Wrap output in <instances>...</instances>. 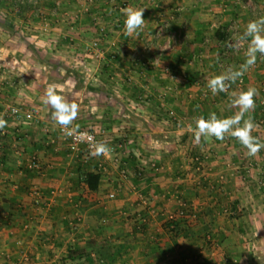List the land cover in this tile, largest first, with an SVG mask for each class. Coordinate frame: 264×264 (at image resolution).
Returning a JSON list of instances; mask_svg holds the SVG:
<instances>
[{
	"label": "crops",
	"instance_id": "1",
	"mask_svg": "<svg viewBox=\"0 0 264 264\" xmlns=\"http://www.w3.org/2000/svg\"><path fill=\"white\" fill-rule=\"evenodd\" d=\"M95 1L90 11L74 15L77 21L73 19L70 26L50 16L56 27L64 28L56 32L55 27L56 34L64 35L60 34L56 43L61 38L73 41V32L78 35L75 44L79 45H67L72 54L68 62L32 57L25 45L0 46V116L8 122L0 131V264L24 257L29 259L27 264H69L70 248L78 240L91 254L88 258L97 251L87 242L104 244L103 264H239L253 224L245 213L256 206L253 200L244 203L243 198L246 193L250 197L251 190L260 193L264 185V149L250 157L231 137L201 146L193 143L196 117H207L211 112L227 117L238 110L229 107L226 93L213 96L207 88V79L229 65L215 55L220 54V48L202 57L198 53L201 44L181 47L183 39L179 40L182 44L175 45L176 51H169L170 37H156V31L170 26L173 36L183 38L189 33L199 41L206 34L213 35L209 30L216 20L223 27L235 20L245 28L253 19L245 11H238L239 1H232L229 11H219L201 7L198 2L206 0H171L168 2H187L185 10L171 14V10L160 9L157 2L162 0H127L131 7L145 8L141 34L127 35L122 11L103 9L106 13H100L101 2H108ZM193 2L198 4L188 7ZM1 3L0 8L6 7ZM144 3L146 6H141ZM4 11L0 12L10 20L1 21V27L13 24L18 28L25 23L20 14ZM32 12L28 18L41 19L37 11ZM104 19L114 20L107 33L99 30L102 23L107 24ZM48 29L52 30L49 24ZM93 40L100 42L101 59L87 50ZM223 41L218 40V44ZM146 42L153 49L145 60L134 58L133 53L140 54ZM28 46L32 51L40 48ZM192 49L193 54L188 55ZM233 53L226 59L238 67L244 61V52ZM155 56H160L161 62L153 69L149 62ZM168 68L178 75L176 79L170 78ZM244 80L242 87L237 82L231 90L253 86L260 93L256 102L264 99V59L258 56ZM49 84H56L67 100L79 104L73 127L104 131L109 143L125 142L118 161L70 149L60 126L51 119L50 106L43 102ZM9 106L32 111L34 120L20 124L7 114ZM258 107L256 104L251 113L257 125ZM252 135L264 141V129L259 126ZM51 139L53 143H49ZM32 158L40 163L39 170L30 167ZM197 162L203 166L201 173ZM152 163L157 165L155 169ZM79 168L102 173L96 193L79 186ZM142 170L145 174L138 175ZM253 186H257L255 191ZM136 188L148 204L139 199ZM111 193H115L114 199H109ZM81 207L86 208L84 213L79 212ZM223 207L239 208L243 216L231 220L221 217L218 210ZM182 209L187 212L177 220L179 231L174 233L168 228L166 216ZM206 226H212V237L218 242L212 239V248L204 249ZM82 261L77 263L85 264Z\"/></svg>",
	"mask_w": 264,
	"mask_h": 264
},
{
	"label": "rangeland",
	"instance_id": "2",
	"mask_svg": "<svg viewBox=\"0 0 264 264\" xmlns=\"http://www.w3.org/2000/svg\"><path fill=\"white\" fill-rule=\"evenodd\" d=\"M2 1H3V3H1ZM44 1H45V3H43ZM55 1L56 0H39L38 4L35 5L32 2L29 3V1H26L24 3H19L16 0H0V3L3 4L4 6H6L4 8H0V11L5 10L4 13L6 11H8L10 13V15H13V14L19 15L20 14L24 18L23 20H25V23L21 22L20 24H23V25L19 26L18 28H14L13 24L6 25L8 28L7 27H1V25H0V46H3V45H25L24 46V47H26L25 51L30 56H32V57L34 56V57H37L39 59H43L44 61H48V62L52 61L53 63L54 62L57 63V62H61V61L62 62L67 61L68 62L69 59L71 60L72 54H71V52H68L67 51L68 49H66V48H69L68 46L73 45V44L79 45V44H75V38H77L78 35L74 34V32H73L72 35H70L71 37L74 38L73 41L67 42V41H65L66 40L65 38H61L60 42L56 43V41L59 40L58 36L61 33L60 34L55 33V27H56L57 23L55 21L52 22L51 17H50L52 15L51 10L53 9V6L55 5ZM60 1H61L60 2V8H59L60 12H59V14L56 15V17L63 24V26H66V25L70 26V24L72 22V20L69 19L70 15L74 16V14H76V13H78V15H79V13L84 12V9L86 7L90 9V6L93 8L94 5H96V3H94L90 6H88L85 0H82V1H80V0H60ZM166 1L167 2L162 0V2H160V3L157 2V4L161 5L160 9L166 8L167 12L169 10H171L170 11L171 14H173V13L178 14V12H176L178 7H182L181 11H183V8H184L183 5L185 6V4L187 3V2L186 3L180 2L179 4H175V2H171V3L168 2L171 0H166ZM215 1H217V2H215ZM221 1H223V0H210V1L206 0V1H201L198 3L201 5V7H204L205 9H208V10H219V11H224V10L227 11L228 10L229 11V9H231L230 3L232 1H235V3L239 1L237 6H241V7L238 8L239 9L238 11L243 10V11H245V13H248V15L251 16L249 19L254 20L260 16H264V0H224V2H225L224 4H221L220 3ZM48 2H50V3H48ZM123 2H124V0L120 1L119 3L117 2L115 4L116 5H122ZM127 2L129 3V1H127ZM105 3L106 2H103V1L101 2V4H104V5L99 6V8H101L100 13H103V14L106 13V12H103V9H106L109 12L112 11L113 9H116L115 5L108 4V3H107L108 5H107ZM153 3L154 2H152V4ZM198 3H195V4H194V2L192 4L190 3V5H188V7H191V6L194 7ZM176 5H178V7H175ZM141 6H146V4L144 3ZM214 6H216V8H214ZM0 7H1V5H0ZM136 8H138L137 5H136ZM34 10L37 11V13L39 15L41 14V11H43V13H45V16L43 15L41 17V19H38V17L37 18H33V17L28 18V16L31 15L30 12L33 14L34 12H32V11H34ZM184 10H185V8H184ZM66 12H67V16H66L67 18L64 19V16H63V19L65 20L64 21V20H62V17L60 18V16ZM225 14H223V15H225ZM8 17H9V15L4 17V15H2V13L0 12V22L1 21L8 22L10 20ZM175 18H177V17H175ZM155 19H156V16H155ZM20 20H22V18ZM108 20L109 21H107V20L105 21V19L103 20L104 22H107V24L102 23V25L106 27L105 31H108V29H109L108 27L110 25L112 26L111 21H114L113 19H111V20L108 19ZM234 21L235 20H232V22L229 25H227L226 27H223L222 25H220L219 20H216L215 23L218 25V28H219L218 30H221V29H226L227 27L233 25ZM172 22L173 21H171V22L168 21V24H172ZM38 23H40V24H38ZM236 23H237V25H239L238 22H236ZM48 24L50 25V27H52V30H49L50 28L48 29ZM162 26H164V25H162ZM22 28H23V30L20 31ZM56 28H57L56 32H58V31L62 30L63 27L59 26ZM121 28H123V27L121 26L120 30H121ZM11 29H15V31H11ZM243 29H245V28L240 27V25H239L238 29L236 30L237 32H236L235 37L242 34L244 31ZM163 30L165 33L161 36H163V37L165 36L166 39L170 37V43H169L168 49H170L172 45L179 46L178 44H180V43L182 44V42H179L180 39H183V41H185L184 44L180 45L181 47H187V48L189 47L190 48L192 45L196 46V45L201 44L202 45L201 48H199V50H198V48H195L194 51L198 50V53L200 52L202 57H205V55H207L209 53L211 54L212 51L217 52L218 51L217 48H220L221 49L220 54H215V55H217V56L220 55L222 57V61H224L227 65H229V67L231 66L229 64L231 62V60H227L226 55L228 58H230L231 53H233V51L229 50L225 40L223 41L222 44L219 45L217 38L214 39L216 37L215 34H216L217 29L211 28L209 30V32H214L213 35L206 34V36H204L203 38L202 37L198 38V39H201L199 41L197 40L196 37L192 39L190 37V36H192V34H189V33H187L186 36L183 35V38L182 37L178 38L177 35L173 36L172 33L169 32L170 30L172 31V28H170V26L169 27H163ZM157 31H156V37H159L157 35ZM66 32H68V30ZM138 33H140V31ZM140 34H136V35L138 36ZM187 36H189V37H187ZM60 37H64V35L61 34ZM197 37H198V35H197ZM193 40L196 42L194 43ZM147 43H150V42H146L145 44H147ZM28 45H34V46L37 45L40 48H38L39 50L34 49L33 50L35 53L34 54ZM39 45H45V46L41 47ZM55 45H58V46L55 47ZM59 45H66V46L68 45V46L64 47V46H59ZM48 46H50V47H48ZM150 46L152 47V45H150ZM63 49H66V50H63ZM169 51H172V52L176 51L175 47L173 50H169ZM194 51L192 49L191 53L188 52L189 53L188 55L193 54ZM190 58H192V57H190ZM217 69H219V68H217ZM223 69H224V67L221 68V70H223ZM221 72H223V71L219 70L218 74H220ZM195 165H196V167L198 165L201 166V169H200L201 170L200 173H201L202 169H203L201 162H197ZM220 180L224 181L225 179L221 178ZM250 185H253V184H250ZM262 185L263 184H260L259 187H261ZM262 187L260 189V193H258V194L254 193L253 194V192L251 190L250 191L251 192L250 197L246 193L244 198H243L244 203L247 201L253 200V202L255 203L256 206L254 209L249 208L248 212L245 213V214H249L247 216H251L253 224L250 225L251 230L248 231L249 237L248 236L247 237L249 240L247 241V243H244L245 245L243 244V246H244L243 253H245V255H243L242 259H240L241 262L239 264H264V188H262ZM253 189L255 191V189H257V186L256 187L253 186ZM246 191H248V190H246ZM244 206H245V204H244ZM231 208L225 209L223 207V208L219 209L218 210L219 216H221V217L225 216L226 219H228V220L229 219L230 220L231 219H238V218H241L243 216V211L239 210L240 206L238 209L234 208L232 210ZM84 209H86V208L81 207L79 212L84 213L85 212ZM100 219H102V218L100 217ZM211 228H212V226H211ZM203 231H205V229ZM207 235H209V234H206V238L207 239L210 238L209 239L210 241L213 239L214 241L216 240V242H218L216 237L215 238L212 237L213 235H210L211 237L207 236ZM237 237H239V236H237ZM78 243L82 244V240H80V241L78 240ZM202 245H203L204 249H207L208 247L212 248V245H207V243H205V242H202ZM247 247L249 248L250 254H249V252H245L248 250ZM24 258L21 261L19 259L18 261H15V262H23L24 264H27L26 261H23ZM77 261H80V260L72 261L69 264H80L79 262L77 263ZM104 261H106V258L104 259ZM104 261H103V263H104ZM93 263H95V261ZM103 263H99V264H103ZM10 264H12V263H10Z\"/></svg>",
	"mask_w": 264,
	"mask_h": 264
},
{
	"label": "clouds",
	"instance_id": "3",
	"mask_svg": "<svg viewBox=\"0 0 264 264\" xmlns=\"http://www.w3.org/2000/svg\"><path fill=\"white\" fill-rule=\"evenodd\" d=\"M124 30L127 35L138 34L145 26V8H123ZM244 61L238 67L230 66L220 74L207 79V88L213 96L226 93L229 98V107L238 109L233 115L219 117L216 112H211L207 117L200 115L195 118L192 129L197 146L211 143L214 140L224 141L227 137L236 139L246 150L247 155L255 157L264 149V141L253 136V131L258 127L251 113L256 107V97L259 90L249 86L239 91L231 90L251 67L255 66L258 56L264 59V16L247 23L244 31L237 37L227 42V46L239 52L245 47ZM43 102L51 108V119L61 127L66 136L81 138L87 133L79 132V125L73 127V122L78 118L80 106L70 102L58 91L56 84H49L44 92ZM8 122L0 116V131L7 127ZM91 141L92 137H88ZM92 156H101L110 151L104 142H94L90 145Z\"/></svg>",
	"mask_w": 264,
	"mask_h": 264
},
{
	"label": "built area",
	"instance_id": "4",
	"mask_svg": "<svg viewBox=\"0 0 264 264\" xmlns=\"http://www.w3.org/2000/svg\"><path fill=\"white\" fill-rule=\"evenodd\" d=\"M17 2L19 3H24L26 1H29L32 2L33 4L37 5L39 0H16ZM87 5L90 6L92 4H94L96 1L95 0H85ZM109 4H112V5H115V8H117L118 10H122L123 8H126V7H129L130 4H126V5H116V0H106ZM60 0H56L55 1V5L53 6V9L51 10V13L53 16H56L57 14H59V8H60ZM91 7V6H90ZM182 10V7H178V9L176 10V12H181ZM41 11V10H40ZM87 12L89 11V8H85L84 9V12ZM80 14V13H79ZM45 16V13H43V11H41V14H40V17L42 16ZM78 15V13L76 14ZM64 16V19L67 18V12L63 14ZM79 16V15H78ZM173 19L175 18V15H173L172 17ZM73 26V25H72ZM121 27V25H118ZM211 28H215V29H219L218 28V25L216 23H213ZM238 29V25L237 23L234 21V24L227 27L225 29V33L227 35V39L225 40L226 44L228 41L232 40L235 36H236V30ZM99 30L101 33H104L105 30H106V27L103 26L102 24L100 25L99 27ZM163 27H160L157 31V35L158 36H161L164 34L163 32ZM100 42L98 40H93L89 46V48L87 49L88 51H91V53L93 54V56L96 58V59H101L102 58V51L99 47V44ZM175 47V45H172L170 50H173ZM228 47V46H227ZM229 50H233L232 48L228 47ZM152 50V47L150 46V44H145L141 50V53H133V57L134 58H139L140 60H145L146 58V55ZM246 50V45L245 47H242L239 52H245ZM234 51V50H233ZM237 52V51H235ZM238 52V53H239ZM261 59V58H260ZM160 62H161V59H160V56H155L153 58H151L150 62H149V65L151 68L153 69H156L157 67L160 66ZM220 67H224L223 63H220L219 65ZM168 73H169V76L171 79H176L177 78V74L173 71H171L169 68L167 69ZM245 75L242 77L241 80L238 81V86L239 87H242L245 83ZM262 91L264 93V86L262 88ZM259 104L263 107V112H264V99H262L261 101H259ZM7 114L10 115L11 117H13L15 120H17L20 124L21 123H27V122H31L34 120V114L32 111L28 110V109H25L21 106H9L7 108ZM258 123V126L260 127V129H264V116L263 118L257 122ZM79 132H82V133H87L88 135L87 136H84V137H80L79 135L77 136H74V137H69V136H66L64 131L61 129L60 127V134L61 136L63 137V139H66L69 141V145H70V149L74 152V153H83L85 154L86 156H92L90 154V145L94 142H104L106 143L109 148H110V151L104 155H101L103 159L105 160H116L118 161L119 159L117 158L118 157V152L120 149H123L125 147V142L124 141H120L116 144H113V143H109L107 137L105 136V132L104 131H94V130H90V129H87V128H79ZM92 137V140L90 141L88 139V137ZM54 142V139H51L49 141V143H53ZM40 163L38 161H36V158H32L31 161H30V167L33 168V169H36V170H39L41 167H40ZM157 165H155V163H152L151 164V168H156ZM198 169H201V166L198 165ZM142 171H145V170H142ZM124 174V172H123ZM143 175V173H142ZM137 189V188H136ZM135 189V190H136ZM136 193L138 194V197L139 199H141V201L143 203H147L148 204V200L147 198L143 195V192L140 191V190H136ZM115 198V193H111L109 195V199H114ZM187 210L185 209H182L178 212L177 216L175 215V213H168L167 214V219L168 221H172L174 220L176 217H181V216H185L186 215V212ZM146 219H144L145 221ZM23 261H26L29 262V259L28 257H25ZM12 264H24L23 262H15V263H12Z\"/></svg>",
	"mask_w": 264,
	"mask_h": 264
},
{
	"label": "trees",
	"instance_id": "5",
	"mask_svg": "<svg viewBox=\"0 0 264 264\" xmlns=\"http://www.w3.org/2000/svg\"><path fill=\"white\" fill-rule=\"evenodd\" d=\"M126 4H128L127 0L122 3V5H126ZM91 8L92 7H90V9ZM90 9H89V11H90ZM76 14H74V15L76 16ZM75 16H71L70 19L71 20L74 19L75 21H77V18H75ZM216 38H217V40H226L227 39V35H226L224 30L223 31L217 30L216 31ZM256 104L259 106L258 107L259 116H257V120L260 121L263 118V116H264L263 107L258 102H256ZM142 173L144 175L145 171H139L138 175L142 176ZM78 174H79V176H78L79 186L83 187L84 189H87V191L89 193H92V194L96 193L99 190L100 184H101V181H102V176H103L101 172H99L97 170H93V171L81 170L79 168ZM178 212L175 213L176 216H177ZM177 220H179V216L176 217L174 220L168 222L169 230H171L174 233H178V231H179V230H177L179 228V223H178ZM204 229H205V233H204L205 235L206 234L212 235L210 226L209 227L207 226ZM209 239H207L205 237V239L203 241L205 243L211 245V242H210ZM87 245H88V247L91 246V248L93 250H96L98 256H96L97 255L96 254V255L88 258L89 256H91V254L88 252V249H86V247L85 248L82 247V245L80 243H77V244L71 246L70 253L68 255V259L67 260H69V261L80 260L81 261L82 258H83L84 262L83 261L82 262L85 263V264H88V263L89 264L90 263L91 264L103 263V261L105 259V253L103 252L104 244H102V245L101 244L100 245L97 244L96 245L95 242L90 241V242H87ZM94 261H95V263H93Z\"/></svg>",
	"mask_w": 264,
	"mask_h": 264
}]
</instances>
